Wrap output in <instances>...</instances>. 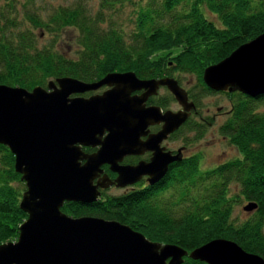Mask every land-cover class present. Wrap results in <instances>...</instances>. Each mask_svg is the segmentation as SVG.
Instances as JSON below:
<instances>
[{
  "label": "trees",
  "instance_id": "obj_1",
  "mask_svg": "<svg viewBox=\"0 0 264 264\" xmlns=\"http://www.w3.org/2000/svg\"><path fill=\"white\" fill-rule=\"evenodd\" d=\"M40 1L23 0L17 7L18 0H0V86L31 91L61 78L93 84L109 74L132 73L139 80L168 78L182 89L180 77L190 76L196 87L186 95L194 112L205 95H223L229 101L218 134L238 153L206 170L194 156L169 172L167 185L136 188L88 205L64 202L61 213L114 221L149 242L173 244L187 253L223 239L264 263V110L259 111L264 95L214 92L201 79L204 69L264 33V0H96L94 11L80 2L40 7ZM127 7L135 18L132 29L124 31L117 19ZM64 33L74 35L69 57L57 50ZM39 34L49 40L38 45ZM172 103L167 90L154 100L161 110ZM196 117L180 129L182 142L201 140L211 124V118ZM187 133L193 134L190 141ZM232 185L237 187L233 195ZM23 191L13 156L0 145V245L15 241L26 218L18 208ZM243 201L256 209L235 223L232 210ZM182 264L204 263L183 257Z\"/></svg>",
  "mask_w": 264,
  "mask_h": 264
},
{
  "label": "water",
  "instance_id": "obj_2",
  "mask_svg": "<svg viewBox=\"0 0 264 264\" xmlns=\"http://www.w3.org/2000/svg\"><path fill=\"white\" fill-rule=\"evenodd\" d=\"M263 55L264 33L204 69L202 83L214 92L264 95ZM253 62L257 65L251 66ZM103 87L99 94L80 96ZM158 87L169 92L180 111L161 114L157 107H144ZM192 110L194 105L175 81L139 80L132 73L109 74L93 84L61 78L31 91L0 86V145L13 156V171L24 185L18 208L26 215L16 241L0 245V264H182L183 257L204 264H264L223 239L187 253L176 245L149 242L114 221L71 218L60 211L64 202L96 201L91 182L102 164L117 174V187L132 185L144 175L153 186L168 163L178 161L162 155L158 144ZM158 123L160 131L140 143L143 130ZM95 146L98 150L90 155L80 149ZM142 150L152 151L147 164L117 166L122 157ZM255 209L254 203L242 207L244 212Z\"/></svg>",
  "mask_w": 264,
  "mask_h": 264
},
{
  "label": "rangeland",
  "instance_id": "obj_3",
  "mask_svg": "<svg viewBox=\"0 0 264 264\" xmlns=\"http://www.w3.org/2000/svg\"><path fill=\"white\" fill-rule=\"evenodd\" d=\"M23 0H18L17 7H21V3ZM39 0H36L38 2ZM75 2H80L90 7L92 11H94L96 7V0H42L39 3L40 7H54L57 5L65 6L69 4H74ZM47 3V4H46ZM204 14L208 20L217 25L216 20L204 11ZM135 18V12L130 7H127L123 10V13L118 16L117 24L124 31H129L133 27V22ZM36 35L38 31L34 32ZM73 39L74 35L72 33H64L61 37V41L57 45V50L65 57H69L72 55L73 51ZM49 40V37L45 34H39L38 45L45 44ZM181 87L183 90H190L191 88L196 87V81L193 77L183 76L180 77ZM104 88V87H103ZM106 89V88H105ZM104 91V90H103ZM102 91V92H103ZM163 91H160V94ZM162 95V94H161ZM175 108L176 105H174ZM230 103L223 95H205L200 99L199 107L197 109V115L202 118H213L211 124L206 127L205 133L199 141L190 142V156L191 158L196 156L201 158V168L203 170L211 169L217 165L223 164L229 160L238 157L237 151L231 147L226 140L218 134V127L225 121L226 112L229 110ZM264 110V103L259 107V111ZM180 111V110H179ZM187 138L189 141L192 139L193 134L187 133ZM229 194L233 195L237 192V187L232 185L230 187ZM121 191H110L111 195H118ZM157 197H160V194H155ZM246 204V202H242L235 206L232 210L231 219L235 223H239L244 221L251 212H244L242 207ZM69 217V216H68ZM25 220V219H24ZM23 220V221H24ZM22 223V222H21ZM20 223V224H21ZM16 241V239H15ZM173 245V244H171ZM204 245V244H203ZM202 246V245H201ZM200 247V246H199Z\"/></svg>",
  "mask_w": 264,
  "mask_h": 264
},
{
  "label": "flooded vegetation",
  "instance_id": "obj_4",
  "mask_svg": "<svg viewBox=\"0 0 264 264\" xmlns=\"http://www.w3.org/2000/svg\"><path fill=\"white\" fill-rule=\"evenodd\" d=\"M103 90H105V88H103ZM165 90L166 89L164 87H158L154 95L148 96L145 99V101L143 103L144 107L145 108L156 107V105L154 104V100L161 97V94L163 95ZM102 91H100L99 93H101ZM160 91H163V93L160 94ZM184 91L186 93V90H184ZM99 93H97V94H99ZM141 93H142V91L133 92V93H131V96H134V95L139 96ZM80 96L81 97H88V96H84V95H80ZM186 97H187V101H190L188 98V95H186ZM174 105H176L177 108H175ZM180 109H181L180 106L175 102V104L172 103L168 109H164V110L160 109V113L162 114L167 110H169L171 112H177ZM195 114H197L196 111L195 112L193 110L190 111L187 119L189 120V119H191V117L193 118V115H195ZM213 118L214 117H212L211 119L213 120ZM195 119L198 121H201V118L198 115L196 118H194V120ZM184 125L185 124L183 123L181 126H179V128L177 130H175L171 134L167 135L166 138L163 139L158 144V149L162 155H165L166 157H168V159L169 158H177L178 159V161L173 160V162L168 163L167 168H166V172L159 181H157L153 186H150L147 182L148 176L144 175V176H141L139 178V180L132 185H126L124 187H117L116 183H115V179L117 177V174L109 169L108 164H102L98 168L99 172H97L95 174V176L91 182V185L95 186V191L98 193L96 201L99 199L104 200L105 197H118V196L126 194L132 190H135L136 188L143 189L146 187H162L163 185H167L169 183L167 181V177H168L169 172L173 168L180 165L181 163H185L186 161L188 162L191 159L190 152H189L190 151V144L182 142L181 138L179 136V131ZM161 126H162V123L148 125L146 127V129L143 130L142 134L139 136V138H138L139 142L140 143L145 142L149 138V136L154 135L158 131H160ZM104 135H105V133L103 134V136ZM98 148H99V146H95L93 148L81 147L80 149H81V152L83 154L90 155V154H93L94 152H96L98 150ZM151 157H152V151L142 150L140 152V154H138V155H127V156L122 157L121 160L119 162H117L116 164L118 167H133L139 162L147 164L150 161ZM82 163L83 162H81V164ZM198 163H199L200 169L203 170L201 168V165H202L201 164V158H199ZM110 191H121V193L118 195H111Z\"/></svg>",
  "mask_w": 264,
  "mask_h": 264
},
{
  "label": "bare ground",
  "instance_id": "obj_5",
  "mask_svg": "<svg viewBox=\"0 0 264 264\" xmlns=\"http://www.w3.org/2000/svg\"><path fill=\"white\" fill-rule=\"evenodd\" d=\"M259 60H261L262 62V65L264 66V55L262 56V58H259ZM251 66H256L257 65V62H253V63H250ZM248 79V78H247ZM124 181V180H122ZM122 183V182H121Z\"/></svg>",
  "mask_w": 264,
  "mask_h": 264
}]
</instances>
